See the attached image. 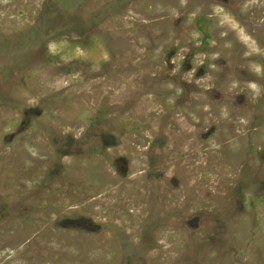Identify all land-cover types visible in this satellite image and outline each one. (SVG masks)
I'll use <instances>...</instances> for the list:
<instances>
[{
	"label": "rangeland",
	"instance_id": "obj_1",
	"mask_svg": "<svg viewBox=\"0 0 264 264\" xmlns=\"http://www.w3.org/2000/svg\"><path fill=\"white\" fill-rule=\"evenodd\" d=\"M0 264H264V0H0Z\"/></svg>",
	"mask_w": 264,
	"mask_h": 264
}]
</instances>
